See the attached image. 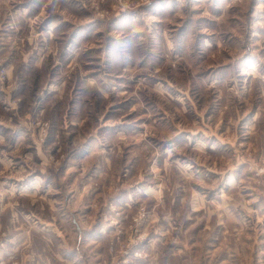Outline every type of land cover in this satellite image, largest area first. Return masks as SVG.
Listing matches in <instances>:
<instances>
[{"label": "rangeland", "instance_id": "374dc122", "mask_svg": "<svg viewBox=\"0 0 264 264\" xmlns=\"http://www.w3.org/2000/svg\"><path fill=\"white\" fill-rule=\"evenodd\" d=\"M0 193L34 264H264V0H0Z\"/></svg>", "mask_w": 264, "mask_h": 264}, {"label": "crops", "instance_id": "0c3cea01", "mask_svg": "<svg viewBox=\"0 0 264 264\" xmlns=\"http://www.w3.org/2000/svg\"><path fill=\"white\" fill-rule=\"evenodd\" d=\"M21 30L24 31V29L20 26ZM21 51H17V53L13 54L12 48H5L3 49V54L5 55V61L8 63L9 70L11 71L15 67H21L27 66V67H34L36 66L38 69L42 67V62H44V57L47 55L44 52V49L41 48L39 52V57L38 53L34 54L32 51L33 57L31 58V55H29V51L25 50V39L26 37L24 34L21 32ZM20 36V35H19ZM28 42L26 44L31 45L32 42L34 43L33 50L37 49V42L36 36L34 34H31L27 37ZM171 48V46H169ZM63 50V49H62ZM39 51V50H38ZM64 51L63 53H65ZM49 54V52L47 53ZM2 55V57L4 56ZM37 55V56H34ZM50 56V55H49ZM48 56V57H49ZM55 57V53L52 55ZM67 57V54L65 58ZM33 62V63H32ZM31 63V64H30ZM36 69V68H35ZM7 193H5V197H7ZM13 195V193L11 194ZM21 195V194H19ZM18 196V195H17ZM2 196V193H0V228H3V230H6L9 233L8 241L5 244L4 247V254L8 256V253H13L12 256L16 258H21L23 261L26 262V264H34V259L31 254H25L24 251L28 248L29 245H31L32 241L34 240L33 232H37V235L42 238L43 240L49 241L51 237V232H54V228L51 226L54 224V220H48L45 223H42L44 221H39L38 218L33 217L31 215H23L20 210H13V205L10 203H7L4 201L3 203L2 200L5 198ZM10 207V208H9ZM8 210L12 211L10 216L12 218L9 219V212ZM18 212L20 215H18ZM22 213V214H21ZM35 218V219H34ZM30 219L32 221H30ZM43 224V227H40L39 224ZM53 235V234H52ZM39 263V262H38Z\"/></svg>", "mask_w": 264, "mask_h": 264}, {"label": "built area", "instance_id": "2783aa9c", "mask_svg": "<svg viewBox=\"0 0 264 264\" xmlns=\"http://www.w3.org/2000/svg\"><path fill=\"white\" fill-rule=\"evenodd\" d=\"M0 264H20V263L17 262V261H15V262H13V263H8V262H6V261H3V260L1 259V257H0Z\"/></svg>", "mask_w": 264, "mask_h": 264}]
</instances>
